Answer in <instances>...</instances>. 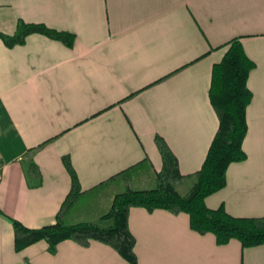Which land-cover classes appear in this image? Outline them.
<instances>
[{"label": "crops", "instance_id": "1", "mask_svg": "<svg viewBox=\"0 0 264 264\" xmlns=\"http://www.w3.org/2000/svg\"><path fill=\"white\" fill-rule=\"evenodd\" d=\"M20 21L76 36L74 45L30 34L9 47L0 38V264H130L112 247L66 240L15 247L13 220L54 224L72 188L69 156L87 191L66 219L94 221L111 208L134 167L137 189L156 185L162 136L184 175L198 172L218 132L213 69L239 38L256 67L248 86V158L232 163L227 185L206 198L236 217L264 216V0H0V31ZM35 163L41 173L29 174ZM195 181L178 185L184 196ZM138 264H264V245H219L195 232L186 213L130 211Z\"/></svg>", "mask_w": 264, "mask_h": 264}, {"label": "trees", "instance_id": "2", "mask_svg": "<svg viewBox=\"0 0 264 264\" xmlns=\"http://www.w3.org/2000/svg\"><path fill=\"white\" fill-rule=\"evenodd\" d=\"M33 33H40L59 40L69 47L74 45L76 36L72 33L50 28L42 23L20 21L14 35L0 31V38L6 45L14 47L24 44ZM255 62L247 55L239 38L229 43V49L220 63L213 69L210 89L211 103L219 117L218 132L209 149L202 168L190 175L180 171L179 160L162 136L156 137V144L163 159L162 170L157 174L156 185L149 189H137L133 179L134 167L115 174L97 187L123 181L125 189L115 195L110 210L102 217L88 222L68 225L66 219L73 208L87 193L82 189L76 170L69 156L64 164L72 178V188L63 202L54 224L33 229L19 220H13L15 247L22 251L39 241H46L52 251L66 240L83 247L98 241L115 249L130 264H138L136 238L130 229V211L140 207L154 212L166 210L174 215L186 213L191 228L202 235L213 234L219 245L238 240L244 248L264 245V216L236 217L224 206L212 209L206 205V198L227 185V171L235 162L248 158L244 141L248 134L247 109L253 99L248 79ZM32 178L40 180L41 173L35 163L29 166ZM187 179L195 184L189 195L184 196L178 185Z\"/></svg>", "mask_w": 264, "mask_h": 264}]
</instances>
